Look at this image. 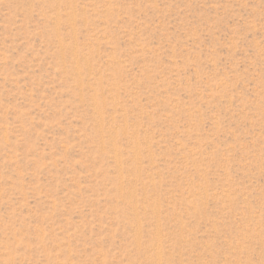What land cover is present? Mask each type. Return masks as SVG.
I'll return each mask as SVG.
<instances>
[{
  "label": "rangeland",
  "instance_id": "obj_1",
  "mask_svg": "<svg viewBox=\"0 0 264 264\" xmlns=\"http://www.w3.org/2000/svg\"><path fill=\"white\" fill-rule=\"evenodd\" d=\"M0 264H264V0H0Z\"/></svg>",
  "mask_w": 264,
  "mask_h": 264
}]
</instances>
